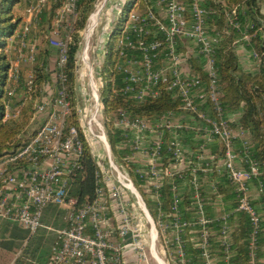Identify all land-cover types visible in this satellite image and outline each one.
<instances>
[{"label": "built area", "instance_id": "obj_1", "mask_svg": "<svg viewBox=\"0 0 264 264\" xmlns=\"http://www.w3.org/2000/svg\"><path fill=\"white\" fill-rule=\"evenodd\" d=\"M80 2L28 0L25 18L12 39L14 59L9 72V97H16L22 80L28 95L33 92V73L31 69L24 72L23 67L25 63H35L45 42L58 60L55 80L44 85L36 105V131L25 145L0 159V221L18 224L35 234L41 228L53 230L43 222L46 212L56 209L64 227L53 230L57 239L49 264H152V260L156 264H233L230 219L235 213H245L251 227L247 238L248 264H259L262 224L252 204L250 182L261 172L249 158L251 140L247 132L232 127L221 106L223 92L215 59L220 38L211 26L212 18L219 13L220 1H132L114 43L115 70L122 77V92L139 103L157 100L168 93L180 107L151 119L119 112L116 124L123 132L118 149L128 150L122 159L114 156L98 118L101 111L104 114V103L89 62L91 38L108 0L94 5L81 32L74 80L69 79L67 64ZM126 6L125 3L120 16ZM45 10L52 11L54 17L43 36ZM95 15L98 22L91 32ZM224 17L232 29L243 33L234 45L249 43L252 23L246 21L243 30L236 9L226 8ZM252 54L259 65L258 54ZM83 64L89 66L88 91L93 107L86 126L80 120L77 88L73 89L74 81L78 83L83 74ZM197 67H203L208 81L197 74ZM78 86L87 88L85 83ZM73 112L83 132L76 127L67 131ZM19 113L16 108L13 115L7 102L6 120ZM81 133L98 165L95 198L84 204L70 195L84 153ZM236 141L242 142L241 151L236 150ZM215 142L221 145L219 152L210 149ZM115 158L120 159L121 165ZM130 165L137 167L138 177L151 184V198L158 206L156 217L137 189ZM221 174L236 193L233 210H224L215 182L210 184L216 197L206 194L203 178ZM167 183L171 201L166 210ZM184 192L190 195V203L183 211ZM188 245L196 251L194 256L188 254Z\"/></svg>", "mask_w": 264, "mask_h": 264}, {"label": "trees", "instance_id": "obj_2", "mask_svg": "<svg viewBox=\"0 0 264 264\" xmlns=\"http://www.w3.org/2000/svg\"><path fill=\"white\" fill-rule=\"evenodd\" d=\"M22 0H0V159L8 154H12L18 148L25 145L32 137L29 134L30 130L35 126L34 114L36 111L37 100L42 96V88L51 79L50 57L54 55L52 48L42 46L35 60L31 71L33 73V92L28 97L25 84L20 85V90L16 97H9V72L14 54L11 49L10 39L15 38L17 31L21 25L22 18L15 16L13 13L14 7L19 5ZM217 8L219 13L211 20V26L219 33L220 43L216 51V70L219 84L222 88L221 106L226 116L234 117L231 120V125L235 128H240L247 132L251 140L249 150V158L256 162L260 169V175L253 178L250 182V187L253 191L252 204L256 208L261 217L262 230L258 239V258L262 262L264 258V12L261 8V3L264 0H219ZM96 0H81L79 4V21L74 36V42L70 46L69 59L67 70L69 79L74 80L73 73L76 62V55L80 49L79 45L82 40L81 32L86 28L88 18L94 10ZM209 5H213L210 2ZM131 6H126L121 17L116 21L112 35L108 42V53L104 64L101 67V75L103 85L100 88V95L104 103V116L106 118L105 126L109 142L112 146L113 153L117 158L122 159L123 155L128 152L118 149L121 143V132L123 130L116 124V115L121 111L128 112L134 118L151 119L161 116L169 111H178L180 103L172 99L171 94L164 93L157 100H148L144 103L136 102L122 92V77L116 72L115 64L117 55L114 51V43L118 38L126 20V12ZM236 9L240 12V18L243 25V30L246 21L252 23L253 28L249 30L251 40L245 44L248 49L258 54L261 63L255 72L244 71L240 57L237 54V45L234 43L241 40L243 33L232 29L224 17L225 9ZM53 12L45 10L42 17L41 34L46 35L48 28L51 27ZM7 41V42H6ZM24 70V72H27ZM197 74L208 81L207 74L203 67L196 68ZM24 97V98H22ZM39 101V100H38ZM7 102L9 103L12 114L14 110L19 109L18 116L6 120ZM76 127L79 132H83L78 121L76 112H73L67 121V131ZM185 132V131H184ZM188 132V131H187ZM191 132V131H190ZM84 153L81 159V169L76 176V179L70 189V195L75 197L79 204L90 203L94 200L96 194L97 180L96 172L98 169L97 162L94 158L89 143L83 137ZM194 143V142H193ZM235 148L237 151L242 150V142L236 141ZM136 166L130 165V174L134 178L135 185L141 193L148 210L153 217L157 215V204L151 198V184L145 182L136 174ZM206 185V194L209 198H215L211 190L212 182L218 186V192L222 195V201L227 209L230 207L233 210L236 207L237 197L233 186L223 174L219 176L208 175L203 178ZM164 194L166 196V207L171 201L168 183L166 184ZM183 203L181 209L190 203V195L188 192L183 193ZM44 225L49 227L52 225L57 229L63 228L64 223L60 216H56V209L50 208L45 215ZM13 224L4 221V225ZM230 226L233 232V250L234 257L231 259L233 264L248 263V248L247 238L251 231L248 215L245 213H235L231 216ZM13 227L11 240L8 242H0V251L10 254H16V249L21 251L12 264H49L52 256V249L56 242L51 247V250H40L43 245L40 243H31L32 236L37 235L42 230L41 228L35 234L21 235ZM25 230V229H24ZM7 231V228L4 229ZM27 231V230H26ZM29 232V231H28ZM30 233V232H29ZM24 241H28L23 247ZM187 252L190 256H194L196 251L192 246L188 245ZM223 263V262H222ZM225 264V263H224Z\"/></svg>", "mask_w": 264, "mask_h": 264}, {"label": "rangeland", "instance_id": "obj_3", "mask_svg": "<svg viewBox=\"0 0 264 264\" xmlns=\"http://www.w3.org/2000/svg\"><path fill=\"white\" fill-rule=\"evenodd\" d=\"M28 0H22L20 2L19 5H16L14 7L13 10V14L15 16L21 17L22 20L25 18V9H26V4H27ZM133 0H108L106 7L103 9L100 19H99V24L97 29L94 31L92 38H91V43H90V52H89V62H90V67L94 70L93 73V78L95 83L97 84V86H99V88H101V86L103 85V80H102V75H101V69L98 68L99 66L102 67V65L105 62L106 56L105 55V45L109 39V36L111 37L113 29L115 27V23L116 21L121 17L120 14L122 12L123 6L126 3L128 6L131 5ZM105 2V0H96V3H101V5ZM95 3V4H96ZM261 8L262 11L264 12V2L261 3ZM92 26L90 28L91 32L93 30V28L97 25L98 22V18L97 15H95L92 18ZM45 36V35H43ZM89 36V35H87ZM43 40V39H42ZM7 42V41H6ZM109 42V41H108ZM14 45V42L11 44V49L12 46ZM46 42L42 45L45 46ZM240 45H245V44H240ZM47 46V45H46ZM57 60H58V55H53L52 57H50V73H51V79L50 82H54L55 80V68H56V64H57ZM256 68H258V64L254 61ZM33 63H25L24 64V70H29L31 68H33ZM89 66L83 64V74L81 76V78L78 80V83L76 81H74V85H73V89L77 88V90H75V93L77 92L79 95V100H78V107L81 110V114H80V120L83 123V125L86 126L88 119L91 116V109L92 107V102L90 101V96H89V91H88V84H89ZM252 70V71H256ZM246 72H251V71H247ZM87 84V88H79L78 84ZM86 87V85H85ZM51 92H53V89H51ZM84 92L87 94L84 95ZM42 97V96H41ZM40 97V98H41ZM75 97L77 98V95H75ZM24 98V97H22ZM30 98V96L28 95L27 98H25V100H28ZM40 98H38V100H40ZM37 100V102H38ZM35 116V114H34ZM99 120L102 121L103 125H104V129L106 131V126H105V122H106V118L104 116V114H102V111L100 112L99 116H98ZM37 129V126L35 125L29 132V134L31 135L32 132H35ZM151 130V129H150ZM115 156V154H114ZM116 157V156H115ZM118 161L117 163L119 165H121L120 163V159L115 158V162ZM13 227H15L16 231L19 232L21 235H26L27 234H31L28 231L24 230L21 226H19L18 224H6L4 225V221H0V242L4 243V242H8L11 240V235L10 233L12 232ZM7 228V231L5 232L4 229ZM49 228L57 229L55 226L53 227L52 225L49 226ZM53 230H49V229H44L42 230L40 233H38L37 235L32 236V242L31 243H41L43 246L40 247V250H51V247L54 243V239L57 238V233L56 231ZM28 241H24L23 247H25L27 245ZM159 250V249H158ZM21 254V251L16 249V254H8L6 251L5 252H1L0 251V264H12L14 259L19 256ZM152 264H156L154 263V261L152 260Z\"/></svg>", "mask_w": 264, "mask_h": 264}, {"label": "crops", "instance_id": "obj_4", "mask_svg": "<svg viewBox=\"0 0 264 264\" xmlns=\"http://www.w3.org/2000/svg\"><path fill=\"white\" fill-rule=\"evenodd\" d=\"M11 43H12V39H10L9 40ZM236 51H237V54L239 55V57H240V62H241V65H242V67H243V69H244V71L245 70H247V71H251V72H255V71H252V70H255V69H257L256 68V65H255V63H254V58H253V54H252V51L250 50V49H248L247 47H246V45H237V49H236ZM256 62V61H255ZM237 118V115H234V117H232V119H230V117H229V121H230V123H231V120H233V119H236ZM232 126V125H231ZM233 127V126H232ZM210 149H212L213 151H220L221 150V145L220 144H218V142H215V143H212L211 145H210ZM225 207V206H224ZM222 210V209H221ZM225 211H229V210H231V208L229 207L228 209H227V207H226V209H224ZM232 239H234L233 238V235H232ZM233 242H234V240H233ZM259 262H261V260H259ZM262 262L264 263V258H263V260H262ZM219 264H224V263H219ZM248 264V263H247Z\"/></svg>", "mask_w": 264, "mask_h": 264}]
</instances>
